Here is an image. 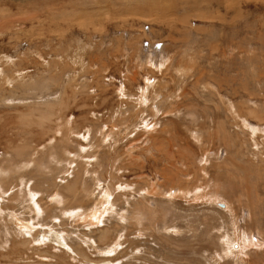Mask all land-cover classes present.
Returning <instances> with one entry per match:
<instances>
[{
    "label": "rangeland",
    "instance_id": "374dc122",
    "mask_svg": "<svg viewBox=\"0 0 264 264\" xmlns=\"http://www.w3.org/2000/svg\"><path fill=\"white\" fill-rule=\"evenodd\" d=\"M263 118L264 0H0V264H264Z\"/></svg>",
    "mask_w": 264,
    "mask_h": 264
},
{
    "label": "bare ground",
    "instance_id": "6f19581e",
    "mask_svg": "<svg viewBox=\"0 0 264 264\" xmlns=\"http://www.w3.org/2000/svg\"><path fill=\"white\" fill-rule=\"evenodd\" d=\"M167 8V7H166ZM166 17V16H165ZM60 102V101H59ZM144 103V102H143ZM35 104V103H34ZM48 106V105H47ZM51 106V105H50ZM52 107V106H51ZM244 107V106H243ZM49 109V108H48ZM39 110H41V109H39ZM42 111V110H41ZM43 111H45V110H43ZM47 111V110H46ZM51 111V110H50ZM50 111L49 112H47V113H49V115H50ZM56 111V110H55ZM52 112V111H51ZM44 113H46V112H44ZM53 114H56L55 112H53ZM40 118V117H39ZM54 118V117H53ZM46 120H44V121H42L41 123H40V127H44V126H46L47 125V122H49V120H50V118H45ZM264 119V118H263ZM40 122V121H39ZM48 126H49V124H48ZM30 127V126H29ZM84 140V139H83ZM88 150V149H87ZM87 150H85V151H87ZM86 162V161H85ZM69 163V162H68ZM89 163H90V161H89ZM28 164H30V163H28ZM78 166V165H77ZM80 166H82V165H80ZM76 168V167H75ZM79 168V167H78ZM85 169V168H84ZM82 171H83V169H82ZM67 173L69 174V170H67ZM86 173V172H85ZM6 175V174H5ZM84 175V174H83ZM87 175V174H86ZM78 179H79V175H78V177H77ZM76 178V179H77ZM76 179L74 180V181H72V184L71 185H68V184H66V185H68V186H66V187H68V188H65V190L66 191H70V192H72L74 195H76L77 193H76V191H78L77 190V186H76V184H74V182L76 181ZM81 182H82V180H81ZM24 183V182H23ZM22 183V184H23ZM3 186V185H2ZM186 191V190H185ZM2 193V192H1ZM57 193V192H56ZM79 193V192H78ZM186 193H188L187 191H186ZM106 194V193H105ZM57 195L58 194H55V197L57 198ZM78 195V194H77ZM3 196V195H2ZM60 198H61V196H60ZM107 198V197H106ZM1 199V198H0ZM17 200H19L20 198H16ZM58 199V198H57ZM36 200L37 199H35V194H33V195H30L29 193H28V202H29V204L30 203H32V212H34L35 214H37V215H41L42 213H43V211H42V209L40 208V206H39V204H36ZM52 200H54V199H52ZM70 200V199H69ZM22 201V200H21ZM26 201V202H27ZM3 211V209H0V213ZM6 211V213L8 212V214L9 215H11V216H13V220H14V218L18 221V222H20V220L18 219V217L15 215V212H14V210H12V209H6L5 210ZM5 211H4V213H5ZM3 213V214H4ZM31 214V213H30ZM1 215V214H0ZM4 216V215H3ZM93 216V215H92ZM95 217V216H94ZM99 217V216H98ZM101 217V216H100ZM92 218V217H91ZM96 218V217H95ZM96 220V219H95ZM101 220V219H100ZM97 221H99V220H97ZM15 223V222H14ZM32 227V226H31ZM35 229V228H34ZM37 230V229H36ZM50 235V234H49ZM45 237V236H44ZM44 239V238H43Z\"/></svg>",
    "mask_w": 264,
    "mask_h": 264
}]
</instances>
